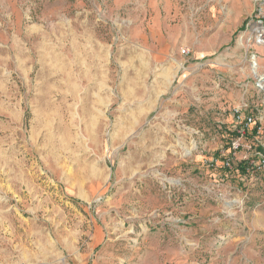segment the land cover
Wrapping results in <instances>:
<instances>
[{"label": "rangeland", "instance_id": "374dc122", "mask_svg": "<svg viewBox=\"0 0 264 264\" xmlns=\"http://www.w3.org/2000/svg\"><path fill=\"white\" fill-rule=\"evenodd\" d=\"M262 18L264 0H0V264H264Z\"/></svg>", "mask_w": 264, "mask_h": 264}, {"label": "built area", "instance_id": "2783aa9c", "mask_svg": "<svg viewBox=\"0 0 264 264\" xmlns=\"http://www.w3.org/2000/svg\"><path fill=\"white\" fill-rule=\"evenodd\" d=\"M247 39L248 42L252 46L256 47H264V18L255 21L248 25L247 31ZM183 54H188V51H183ZM251 58H256L255 55H252ZM248 109L247 103L242 100L240 104H238L233 110L234 120L237 124V136L240 138L243 137L245 129L252 123H256L258 118H254L249 114H244V112ZM240 139L232 142L231 149L236 151L241 147ZM228 167V162L225 164ZM252 165V164H251ZM256 167L258 170H264V157L260 156L257 160L256 164H253L250 168L253 169Z\"/></svg>", "mask_w": 264, "mask_h": 264}, {"label": "bare ground", "instance_id": "6f19581e", "mask_svg": "<svg viewBox=\"0 0 264 264\" xmlns=\"http://www.w3.org/2000/svg\"><path fill=\"white\" fill-rule=\"evenodd\" d=\"M257 68H258V67H257V63H256L255 61H253V63H252V73H253V75H255V76L258 75V74H257V73H258V72H257ZM250 70H251V69H250ZM259 78L262 80V79H263V76H260V75H259ZM259 84H260L259 87L263 89V88H264V85H263L262 81H261Z\"/></svg>", "mask_w": 264, "mask_h": 264}, {"label": "trees", "instance_id": "16d2710c", "mask_svg": "<svg viewBox=\"0 0 264 264\" xmlns=\"http://www.w3.org/2000/svg\"><path fill=\"white\" fill-rule=\"evenodd\" d=\"M254 133H256V128L254 129ZM237 136V135H236Z\"/></svg>", "mask_w": 264, "mask_h": 264}]
</instances>
